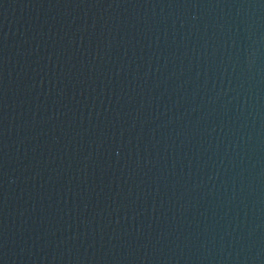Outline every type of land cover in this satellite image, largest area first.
Instances as JSON below:
<instances>
[{
  "label": "water",
  "instance_id": "1",
  "mask_svg": "<svg viewBox=\"0 0 264 264\" xmlns=\"http://www.w3.org/2000/svg\"><path fill=\"white\" fill-rule=\"evenodd\" d=\"M0 264H264V0H0Z\"/></svg>",
  "mask_w": 264,
  "mask_h": 264
}]
</instances>
